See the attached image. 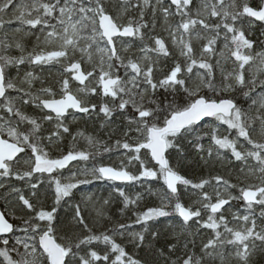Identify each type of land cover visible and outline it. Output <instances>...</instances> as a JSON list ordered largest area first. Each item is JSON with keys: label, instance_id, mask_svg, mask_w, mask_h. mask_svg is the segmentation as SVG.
Listing matches in <instances>:
<instances>
[{"label": "snow or ice", "instance_id": "6c2138e0", "mask_svg": "<svg viewBox=\"0 0 264 264\" xmlns=\"http://www.w3.org/2000/svg\"><path fill=\"white\" fill-rule=\"evenodd\" d=\"M257 25L264 0H0V264H255L264 255ZM113 152L116 164L98 159ZM192 162L233 167L195 177ZM100 180L142 187L114 186L130 223L107 214L110 198L76 200ZM149 198L158 203L142 207Z\"/></svg>", "mask_w": 264, "mask_h": 264}, {"label": "trees", "instance_id": "16d2710c", "mask_svg": "<svg viewBox=\"0 0 264 264\" xmlns=\"http://www.w3.org/2000/svg\"><path fill=\"white\" fill-rule=\"evenodd\" d=\"M159 30V29H158ZM264 29H261L259 25L256 26L255 29H253L252 32V39L254 40H258V39H264L261 37L260 33L261 31ZM259 50V49H257ZM45 75H47V71H45L44 73ZM37 87H39V85H37ZM237 102L239 104H241V106L243 107H247L249 101H245L241 96L237 95ZM29 113H33L34 109H32L31 107L27 109ZM35 114L39 115L38 112H36ZM77 127V125H73V129L75 130V128ZM79 127L83 128L86 130V132L88 133H97L101 138H105V133L104 132H97L98 129V124H93L91 122L89 123H85L84 121H80L79 123ZM227 126H221V130H223V128H226ZM64 144L66 147H70L71 146V142L70 140H65ZM83 144V141H81V146ZM188 155L190 157V162L194 161L195 158V153L191 150H189ZM119 157L121 158L120 154L117 152H113L112 154H105L104 157L102 158H98V159H102L103 162L105 164H116L119 162ZM71 167V166H70ZM233 166L232 165H223L221 166L220 164H216L214 167L209 168V169H205L203 167H199L197 166L194 162L191 163L190 167H187L185 169V171L187 172V174L189 176H195V177H199L201 175H208L209 173L211 174H221V175H225L228 176L229 171L231 170ZM115 185H119L121 187H124V190L129 194V195H134L136 192L139 191H143L142 187L140 185H129V186H125L124 184H117L111 181H104V180H100V181H95L92 184L89 185H81L80 189L77 190L76 192V200L79 201L81 194H92L94 196L95 199L98 200H103V199H109L110 198V204L106 207V212L108 215L112 216L113 220H118L120 222H124V223H130L134 217L132 215V212L125 210L123 215L120 214L121 209H123V203L121 198L118 196V194L114 191V186ZM154 187L159 188V185H154ZM51 203V200L48 202ZM111 203L113 204L111 206ZM158 201L155 198H149L145 201L142 202V207L144 206H154L155 204H157ZM0 204L1 207L4 204V201L2 198H0ZM234 204V208L233 211L239 210V212L241 214H246V210L242 207V205L238 202H233ZM111 206V207H110ZM83 207V206H82ZM257 212L259 211V209L256 210ZM92 212V213H91ZM64 210H61V215H63ZM94 213V211L92 210L91 206H88L85 209V215L88 217L89 220H93L95 216H93L92 214ZM18 223V221H17ZM259 223V221H258ZM156 227H164L166 226V222L162 219L161 222H158L156 225ZM134 229L139 231L140 230V225H134ZM206 235H210L209 233H206ZM125 243H127L125 241ZM127 250L130 253H133L134 250L132 248V246L130 244L127 245ZM141 256L145 255L143 252L140 253ZM254 262L255 264H264V255H257L254 258Z\"/></svg>", "mask_w": 264, "mask_h": 264}, {"label": "rangeland", "instance_id": "374dc122", "mask_svg": "<svg viewBox=\"0 0 264 264\" xmlns=\"http://www.w3.org/2000/svg\"><path fill=\"white\" fill-rule=\"evenodd\" d=\"M13 74H15V73H13ZM119 159H121V158L119 157ZM49 201H50V199L48 200V202H49ZM112 205H113V204L111 203V206H112ZM111 206H110V207H111ZM91 213H92V212H91ZM92 215L95 216V213H93Z\"/></svg>", "mask_w": 264, "mask_h": 264}, {"label": "water", "instance_id": "95a60500", "mask_svg": "<svg viewBox=\"0 0 264 264\" xmlns=\"http://www.w3.org/2000/svg\"><path fill=\"white\" fill-rule=\"evenodd\" d=\"M206 119H209V118H206ZM116 183H119V184H121V182H116ZM0 207H1V204H0ZM227 207V206H226Z\"/></svg>", "mask_w": 264, "mask_h": 264}]
</instances>
